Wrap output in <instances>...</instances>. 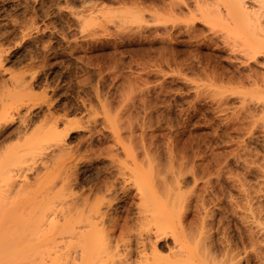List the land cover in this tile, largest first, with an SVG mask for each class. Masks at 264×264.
I'll return each instance as SVG.
<instances>
[{
    "label": "rangeland",
    "instance_id": "1",
    "mask_svg": "<svg viewBox=\"0 0 264 264\" xmlns=\"http://www.w3.org/2000/svg\"><path fill=\"white\" fill-rule=\"evenodd\" d=\"M172 1L174 3L178 2V0H0V61H3L0 63V88L2 87L0 92L7 87L9 89L11 84L8 79L11 74L14 77L17 76V78L21 76L20 80L24 79V83L28 82L31 85L26 84L30 89L23 86L24 89H22L23 92L21 93V89L18 90V94L20 93L21 97L19 95L16 105L22 111L25 104H35V112L31 114V117H33L32 121L35 124L33 126H39L40 123L43 124L45 119H47L48 123L45 126L51 127L54 125V136L57 133L56 138L53 137L54 139L51 142L53 143L52 146L47 150L48 155L45 154V151H41L42 154L40 153V155L36 156L31 164L30 162L28 163L31 166H25L26 170L24 172L20 170L22 172L15 173L17 175L22 174L30 180L33 186L36 185L32 189L34 191L33 196L30 194L32 197L29 195L26 199L32 198L31 202L40 203H44L45 200L50 203L55 202V204L54 202L53 204L51 203V205L55 206L52 208L53 211L51 210L50 217L53 221L55 219V225L59 226L55 227L54 232L57 230V233L52 236L53 242L50 245L52 251L55 250L53 252L54 256L52 255L55 264V256H57V264L58 262L59 264L79 262V250H77V247L74 248L72 243L76 242L81 232L82 234L88 233V227L97 238L96 252L100 253L98 257L101 256V259H106L101 260L100 264L104 262L108 264H144V261L141 260L142 253L144 252V256L147 255L148 261H152L153 257L151 254H155L152 251L153 249L158 251H156V255H158H154V258L157 261L159 259V261L156 263L153 261V263L147 262L148 264H163L164 261L173 259L170 258V254L172 255L171 252H175L176 249L181 251H177L178 253L180 252L184 255L181 261L183 264H224V260H227L225 264H264V177H257L255 170L252 169L255 167L254 163L250 165L253 159H256V156H252L255 155L254 152H259L257 157L260 158L264 155V133L261 134L262 132L259 131L261 129H258L252 135L249 134L251 135L249 138V135L242 133L244 131L241 130L242 128L239 129L241 131L236 129L238 132L232 129H230L231 131L227 130L225 128L227 120L224 115H227L230 111L226 110V114L224 111L218 113L220 111L217 112L213 104H211V99L204 96L195 97L196 101L194 95H192L194 91L191 88L189 89L188 86H190V83L197 75H193L188 70L192 76L188 75L187 72H185L187 75L184 74L180 68L181 65L180 67L179 64L176 66L177 62L175 64V61H177L178 57L181 60L188 56L189 53L196 50L198 44L200 49H197L200 51L198 52L197 50V52L203 56H200L202 59L204 58L202 61L207 60V66H211L210 68L215 66L214 68L218 67V69L233 71L237 66L246 68L245 64L240 63L241 53L237 50H229L231 45L227 46V41L230 38L227 39L224 35H226L225 32L229 33V31L220 28L221 26L216 27V23H211V26V24L198 17L194 18V23L192 22L193 20L189 19L190 21H188V15H183L186 14L185 12L177 11L174 3L170 6ZM191 1L193 0H188L187 2ZM133 4L135 7L137 6L135 4H138L137 7L140 6L143 10L142 12H144H140L142 15H140L141 21H138V12H134L136 17L133 15V8H135H131ZM190 4H193V2ZM108 5L109 7H107ZM129 7L138 22L134 20L131 23L132 19H135L131 18V21L128 20V23L130 21L131 24L126 23L127 21L125 24L122 22L125 27L123 25L119 26L120 21L117 22L119 18H115L116 16L112 15V13H108L110 14L109 20L108 18L106 19L108 14L104 15L107 13H104L105 10L116 13L117 11L122 12L123 9ZM140 7L139 9L137 8L138 11L141 9ZM183 10L186 11L185 9ZM118 12L116 14L120 13ZM153 12H156L154 13L156 16L152 14ZM148 13L153 16V19H148ZM167 13H170L169 16ZM111 15L114 21L110 18ZM183 16H186L187 19ZM187 22L193 23V30H196L194 33L196 38L191 37L195 40L189 35L187 36V32L185 33V30L181 29L182 32L179 30L181 34L178 33L176 35L182 40L174 39V41H177L176 43L173 38L172 41L174 43L168 41L167 37H169V40H171V37L165 32V34L163 33L164 35L161 31L156 32L160 34L158 35L159 40L158 37L154 36L156 33L150 31L154 25L159 27L166 25L169 28L175 25L176 27L174 26L173 29H177L184 27L183 25ZM149 28L151 29L149 30ZM149 33L152 34L150 35ZM148 35H150V38ZM151 36L155 37V39H152ZM187 37L192 40L187 39ZM178 41H183L184 43H179ZM194 41H198L197 44ZM223 43H226V45ZM169 45H174L175 48L166 50ZM174 50L177 51L174 52ZM158 51L160 52L159 55L167 53L165 55L170 57L167 58L163 55L164 57L160 60L159 57L162 56L158 55ZM163 51L166 52L163 53ZM194 52L197 53L196 51ZM195 53H192V55ZM171 54H177V59L175 55L171 56ZM173 56L175 58H172ZM189 57L190 55L187 59ZM165 58L167 59L163 60ZM170 58L171 61L176 60L172 63ZM120 59L123 60V63L118 62ZM179 60L178 63L180 62ZM259 60L258 65L254 64L256 69L253 66L251 67L252 69L263 70L262 57ZM183 61L186 60L183 59ZM251 63L253 64V62ZM128 64L131 68H128ZM182 68L184 69V67ZM185 69L183 71H186ZM4 81L5 83L8 81L6 83L8 86H6ZM160 81L165 89L168 86L166 89L168 92H162L160 98H158L159 101L153 98L152 102L148 104L149 108L145 109L144 107L143 109L142 104L137 100L136 85L139 84L145 88L149 87L148 89L153 93V89L159 88ZM120 82L123 83L121 84ZM125 82L129 88L132 87L131 90L128 87L126 89ZM10 87L12 88V86ZM139 87L138 91L139 89L142 90ZM133 91L137 96L130 95L131 93L134 94ZM124 92H130V94H125ZM173 92H176L175 95L182 94V98L176 96V99H172L173 97L169 95L174 94ZM125 95L128 96L130 101ZM35 96H37V99ZM39 98L42 99L40 100ZM49 100L50 102H48ZM213 109L214 111H212ZM111 113L114 114L112 115ZM223 117L225 120H222L224 119ZM71 119L77 120L72 122ZM17 121L18 118L14 116V120L10 122L8 129L11 128L10 130H12L14 128L13 130L17 131L19 126H21L19 121ZM70 122L72 123V128L69 126ZM16 127H18L17 130L15 129ZM63 129L66 131L62 132ZM14 131H10L9 135L10 133L13 135ZM244 134L246 137H242ZM240 137L241 139H239ZM13 139L11 138L9 141ZM246 139L248 140L246 141ZM14 142L12 141L11 143ZM243 145L246 147L249 145L248 152L250 151L249 153L252 155L248 154L246 147L244 149ZM246 154L250 156L249 158H253L250 159V163H248L249 161L247 162L249 158ZM122 156H125V158ZM243 156L246 158H243ZM138 160H141L142 163ZM169 160H172L171 164ZM120 161L125 164H121ZM246 163L252 166L251 169H248L250 167L245 169V166H248ZM168 164L171 166H168ZM132 170L134 175L130 173ZM245 170L249 173L245 172ZM37 172L40 174L38 177L34 175ZM243 172L248 175L245 174V176ZM138 174H141L140 176L142 177L146 175L145 177L149 178L152 183L150 184L153 186L152 191L157 192L158 200H163V196L160 194L164 191V186L167 185L172 190H176L172 191L169 187L167 188L171 190L170 193L173 192L170 194L171 196L175 197L174 195H176L174 213L171 214L170 219L166 222L168 230L166 229L165 231L167 232H162L159 235L155 234V230L154 232L152 231L155 226H150L151 223L153 224V222H150L152 219L146 221L147 218L145 217L147 215L150 216L151 212L148 213V211L146 214L141 209V207H144L140 202V191L137 188V184L134 183L135 179H133L134 176L137 178ZM22 175L16 176L15 179L22 180L24 178H22ZM35 176L40 179L41 183L39 181L34 182ZM96 200L98 201L97 203ZM65 220L68 223L69 221L74 222L71 228L73 226V229L75 228V231H73H78L77 234L74 233L71 236L68 233H60L61 229L66 225ZM90 220H92L93 224H90ZM63 224L64 226L62 227ZM148 225L151 229H149ZM144 227H146L147 231ZM74 235L76 236L75 241L73 240L75 239ZM70 241L72 242L71 246L69 245ZM102 241H105L104 244H102ZM53 245L55 246L53 247ZM103 246L105 247L103 248ZM205 249L208 250V253ZM73 250L75 251L73 252ZM104 250H106V254ZM199 250L202 251L200 252ZM109 252H111V256H109ZM178 253L176 255L180 254ZM58 255H60L59 259ZM149 256L152 260H149ZM157 257L159 258L157 259ZM179 257L181 258V255ZM108 258L110 259L108 260ZM112 258L114 259L112 260ZM90 263L91 261L88 264Z\"/></svg>",
    "mask_w": 264,
    "mask_h": 264
},
{
    "label": "bare ground",
    "instance_id": "2",
    "mask_svg": "<svg viewBox=\"0 0 264 264\" xmlns=\"http://www.w3.org/2000/svg\"><path fill=\"white\" fill-rule=\"evenodd\" d=\"M121 1V0H120ZM126 1V0H125ZM133 1V0H132ZM188 0H178L177 3H174L173 1L170 2V6L173 5H176L177 7V11L179 12H185L186 14H183V15H188V21L190 20H193L192 22L194 23L196 17H198L199 19H202L204 21H206V23L208 22V24H211V23H216V27H220L226 31H229V33L225 32L226 35H224V37L227 39L230 38V40L227 41V46H230L231 45V48L229 47V50H232V51H238L239 53H241V62L240 63H243L245 64V67L246 68H239L237 66V68H235V70L233 71H227V70H223V69H218V67L214 68L215 66H212V68L208 67L207 66V60L205 61H202V55L199 54L198 52L200 50L199 47H198V44L197 42L199 41H194L196 42L197 44V47H196V51L198 50V54L195 53L194 51L192 53H195L192 55V53H189L190 50H189V59L188 56H186L185 54V59L186 61H183V59L179 60L180 58L178 57L177 59V56L175 54H171L172 55H175L176 56V59L177 61H175V64L176 66H178L179 64V67L181 65V69H182V72H184V74L187 75H191L189 74V72L193 73V75H197V79L194 78V80L190 83V86H188V88L192 89L193 91V94L194 95V98L195 97H199V96H204L205 98H209L211 99V104H213L214 108L220 112L218 113H221L222 111H230V113H228L227 111V115H224L226 116V125H225V128L227 130H238V131H241V130H244L242 131V133L244 132L247 136L249 134L252 135V133H254L256 130L258 129H261L259 130L260 132H262L261 134L264 133V68L263 70L261 71H258V70H255L256 68L254 67V64H257L259 63V59L262 57V60H263V63H264V0H193L191 2H193V4H190L191 2H187ZM166 2V1H165ZM85 3V2H84ZM115 3V2H114ZM135 3V2H134ZM151 3V2H150ZM102 4V3H101ZM123 4V3H122ZM131 4V2H130ZM84 5V4H82ZM104 6V4H102ZM117 5V4H116ZM119 5V4H118ZM125 5V4H123ZM138 6V4H135ZM142 5V4H141ZM151 5V4H150ZM168 5V4H167ZM183 5V6H182ZM99 6V5H98ZM102 6V7H103ZM121 6V5H120ZM135 7L134 4L132 5L131 8H133V15H135L136 17V14L135 13H139V19L138 21H141V13L143 10L142 8L138 11L139 7ZM161 6V5H160ZM169 6V5H168ZM169 6V7H170ZM106 7V6H105ZM109 7V5L107 6ZM128 7V6H127ZM149 7V6H148ZM173 7V6H172ZM71 8V7H70ZM117 8V7H115ZM131 8H126V9H123V11H117L119 14H116L114 12H109L108 10H105V13L104 15H107L108 13H112V15L116 16L115 18H119L117 20V22H119V26L120 25H123L126 23H128V20H130L131 18H135L133 15H132V12H131ZM138 8V9H137ZM151 8V7H150ZM160 8V7H159ZM162 8V7H161ZM168 8V7H167ZM174 8V7H173ZM100 9V7H99ZM103 9V8H102ZM107 9V8H106ZM110 9V8H109ZM119 9V7H118ZM129 9V10H128ZM163 9V8H162ZM165 9V8H164ZM172 9V8H171ZM183 9H185L186 11H184ZM86 10V9H85ZM111 10V9H110ZM117 10V9H116ZM125 10V11H124ZM166 10V9H165ZM169 10V9H168ZM167 10V11H168ZM98 11V9H97ZM156 11V10H155ZM171 11V10H170ZM175 10V12H177ZM135 12V13H134ZM157 13H159L158 11H156ZM156 12H153L152 14L156 13ZM178 12V13H179ZM69 13V12H68ZM71 13V12H70ZM114 13V14H113ZM144 13V12H142ZM162 13V12H161ZM171 13H173V11H171ZM150 13H148L149 15ZM168 14V13H167ZM170 14V13H169ZM168 14V16H169ZM174 14V13H173ZM91 15V14H90ZM93 15V14H92ZM103 15V17H104ZM111 15L110 18H112L113 16ZM141 15V16H140ZM147 15V14H146ZM166 15V14H165ZM84 16V15H83ZM89 16V15H88ZM109 16L110 14H108V17L106 16V19L108 18L109 20ZM151 15H149L150 17ZM154 16H156L154 14ZM171 16V15H170ZM85 17V16H84ZM87 17V16H86ZM99 17V16H98ZM148 19H153V16H151V18ZM183 17H186V16H183ZM100 18V17H99ZM105 18V17H104ZM94 19V18H93ZM137 18L135 19H132L131 23L134 22V20L136 21ZM177 19V17H176ZM187 19V17H186ZM185 19V20H186ZM190 19V20H189ZM82 20V19H81ZM85 20V19H84ZM83 20V21H84ZM184 20V21H185ZM101 21V20H100ZM112 21H114V19L112 18ZM116 21V20H115ZM129 21V23H130ZM136 21V22H138ZM153 21V20H152ZM172 21V20H171ZM89 22V20H88ZM99 22V21H98ZM122 22H124L122 24ZM135 22V23H136ZM150 22V21H149ZM186 23L184 24L183 26L184 27H179L177 29H173V27L175 25H173L172 28H169V26L166 27V25H163V27H159L158 25L155 26L151 29L149 28L150 31H153V32H157V31H161L162 34L165 32L167 35H169L171 37V40H169V37H167L165 35V37H167V40L168 41H172V38H173V41L174 39L175 40H179L180 38L177 36L178 33H180L181 30H185L184 32L187 34V36L189 35L190 37L193 36L195 37L196 34L195 31L196 30H193L194 29V26H193V23ZM78 23V22H77ZM90 23V22H89ZM108 23V22H106ZM111 23V22H110ZM128 23V24H129ZM130 23V24H131ZM104 24V23H103ZM112 24V23H111ZM118 24V23H117ZM127 24V25H128ZM157 24V23H156ZM161 24V23H160ZM179 24V23H178ZM93 25V24H92ZM109 25V24H108ZM113 25V24H112ZM101 26V25H99ZM103 26V25H102ZM125 27V25H123ZM161 26V25H160ZM165 26V27H164ZM178 26V25H177ZM212 26V24H211ZM73 27V26H72ZM114 27V26H113ZM118 27V25H117ZM147 27V26H146ZM176 27V26H175ZM119 28V27H118ZM121 28V27H120ZM127 28V26H126ZM125 28V29H126ZM141 28V27H140ZM124 29V31H125ZM129 29V28H127ZM181 29V30H180ZM80 30V29H79ZM91 30V29H90ZM106 30V29H105ZM134 30V29H133ZM180 30V31H179ZM141 31V30H140ZM143 31V30H142ZM149 31V32H150ZM92 32V31H91ZM103 32V31H102ZM122 32V31H121ZM138 32V31H137ZM182 32V31H181ZM215 32H218V31H215ZM80 33V31H79ZM100 33V32H99ZM104 33V32H103ZM106 33V32H105ZM120 33V32H119ZM139 33V32H138ZM144 33V32H143ZM164 33V34H165ZM184 33V34H185ZM202 33V32H200ZM224 33V34H225ZM98 34V33H97ZM108 34V33H107ZM114 34V33H113ZM141 34V33H140ZM150 34V33H149ZM152 34V33H151ZM150 34V35H151ZM161 34V35H162ZM163 34V35H164ZM177 34V35H176ZM89 35V34H88ZM119 35V34H118ZM136 35V34H135ZM139 35V34H137ZM150 35L149 38H150ZM154 35V34H153ZM158 35H160L159 33L155 34L154 36L157 38ZM213 35V34H212ZM108 36V35H107ZM125 36V35H124ZM130 36V35H129ZM222 36V34H221ZM73 37V36H72ZM77 37V36H76ZM121 37V36H120ZM152 37V36H151ZM155 37H152V39ZM128 38V37H127ZM141 38V37H140ZM192 38V37H191ZM196 38V37H195ZM224 38V39H225ZM129 39H131L129 37ZM138 39V38H137ZM151 39V40H152ZM158 39L160 40V38L158 37ZM164 39V37H163ZM187 39H190L189 37H187ZM194 39V38H192ZM190 39V40H192ZM64 40V39H63ZM74 40V39H73ZM119 40V39H118ZM128 40V39H127ZM162 40V39H161ZM182 40V39H180ZM195 40V39H194ZM154 41V40H153ZM156 41V40H155ZM166 41V40H165ZM172 41V42H173ZM202 41V40H201ZM167 42V41H166ZM175 43L177 41H174ZM173 42V43H174ZM179 42V41H178ZM182 43H184L183 41H181ZM179 42V43H181ZM190 42V41H189ZM2 43V42H1ZM151 43H154V42H151ZM150 43V44H151ZM156 43V42H155ZM173 43H170V44H173ZM222 43V42H221ZM169 44V42H168ZM191 44V43H190ZM195 44V45H196ZM224 44V43H223ZM226 45V43L224 44ZM154 46V45H153ZM170 46V45H169ZM168 46V48H164L166 50H171V49H174L175 46L174 45H171L170 47ZM174 46V47H173ZM149 47V46H148ZM172 47V48H171ZM182 47V46H181ZM152 48V46H151ZM198 48V49H197ZM237 48V49H236ZM235 49V50H234ZM173 51V50H172ZM171 51V52H172ZM177 50H174V52H176ZM149 52V51H148ZM162 52V51H161ZM166 51H163V53H165ZM237 52V53H238ZM120 53V52H119ZM122 53V52H121ZM158 55H159V51L157 52ZM173 53V52H172ZM233 53V52H232ZM162 54V53H161ZM167 54V53H165ZM165 54H162V55H159V56H162V57H159L160 60H162V58L164 57L163 55ZM120 55V54H119ZM118 55V56H119ZM123 55V54H122ZM150 55V54H149ZM157 55V56H158ZM170 55V53H169ZM239 55V56H240ZM121 56V55H120ZM156 56V57H157ZM202 56V57H200ZM4 57V56H3ZM33 57V56H32ZM122 57V56H121ZM165 57H170L168 55H165ZM231 57V56H230ZM230 57H229V60H230ZM167 58L163 59V60H166ZM172 58H175L174 56ZM235 58V57H234ZM32 59V58H31ZM119 59V58H118ZM123 59V58H122ZM154 59V57H153ZM174 59V60H176ZM142 60V59H141ZM173 60V59H172ZM171 61V58H170V62H174ZM178 60L181 62L178 63ZM209 60V59H208ZM123 60L120 59V61H118L119 63H123L122 62ZM136 61V60H135ZM169 61V60H167ZM166 61V63H167ZM233 61V60H232ZM3 62V61H2ZM0 61V63H2ZM147 62V61H146ZM159 62V61H158ZM168 62V63H170ZM253 62V64L251 63ZM262 62V61H261ZM139 63V62H138ZM137 63V64H138ZM143 63V62H142ZM149 63V62H148ZM151 63V62H150ZM196 63V64H195ZM117 64V62H116ZM132 64V63H131ZM136 64V65H137ZM120 65V64H119ZM117 65V66H119ZM127 65V64H126ZM158 65V64H157ZM156 65V66H157ZM162 65V64H161ZM258 65V64H257ZM115 66V65H114ZM129 66V64H128ZM139 66V65H138ZM254 67L253 69L251 67ZM121 67V65H120ZM124 67V66H123ZM126 67V66H125ZM184 67H187L185 70L186 71H183L184 69L182 68ZM264 67V66H263ZM128 68H131L130 66ZM133 68V67H132ZM179 68V69H180ZM119 69V67H118ZM123 69V68H122ZM138 69V68H137ZM180 69V70H181ZM121 70V69H120ZM142 70V69H141ZM189 72H188V71ZM222 70V71H221ZM30 71V70H29ZM37 71V70H36ZM124 71V70H123ZM131 71V70H130ZM143 71V70H142ZM141 71V72H142ZM159 71V70H157ZM174 71H175V68H174ZM227 71V72H226ZM32 72V71H31ZM156 72V70H155ZM187 72V73H185ZM13 73V72H12ZM15 73V72H14ZM131 73V72H130ZM150 73V72H149ZM158 73V72H157ZM35 74V73H34ZM137 74V73H136ZM121 75V74H120ZM113 76V75H112ZM117 76V75H116ZM127 76H130V75H127ZM140 76V75H139ZM192 76V75H191ZM201 78H199V77ZM19 78H17V76H13V74H11L9 76V79L8 81L10 82V86H12V88L9 86V89L8 87L5 88V90L2 89V91L0 92V264H55L54 263V254L53 252L55 251H52V247L50 246L51 243L53 242V238L52 236L54 235V233H57V230L54 232L55 230V227H59L58 225H55L56 223H54V221L50 218L51 217V210L52 208H54L53 206L55 205H51V203L53 204V202H49L48 200H45L44 203H40V202H31V199H26L27 197H29V195L31 194L33 196V188L36 186L30 182V180L26 177H24L22 174V180H16L15 177H19L21 176L20 174L17 175L18 173L22 172L20 170H26L25 169V166L29 167V165L31 164V162H33L36 158V156L40 155L41 151H45V154L48 155V152L47 150L50 149V147L52 146L53 143H51L53 141V137H55L57 135L54 136L55 132H53V129H54V125L53 126H45V124L48 123L47 119H45V122L43 124L40 123L39 126H33L34 122L32 121L33 117H31V114H34L33 112L34 111V106L35 104L33 105V103L30 105V104H25L23 106V109L21 111L20 107H18L16 104L18 102V98H19V95L22 91L23 86L24 87H28L27 85L29 84L28 82L27 83H24V79L20 80V77L21 76H18ZM124 77V76H122ZM126 77V76H125ZM133 77V76H132ZM164 77V76H163ZM182 77V76H181ZM31 78V77H30ZM29 78V79H30ZM99 78V77H98ZM115 78V77H114ZM117 78V77H116ZM131 78V77H130ZM136 78V77H134ZM141 78V77H140ZM199 78V79H198ZM6 79V78H5ZM20 81H18V80ZM28 79V80H29ZM112 79V78H111ZM125 79V78H124ZM128 80H130L129 78H127ZM137 79V78H136ZM136 79H135V82H136ZM185 79V78H184ZM32 80V79H31ZM30 80V81H31ZM114 80V79H113ZM112 80V81H113ZM122 80V79H121ZM147 80V79H146ZM165 80V79H164ZM196 80V82H194ZM198 80V81H197ZM7 81V82H8ZM29 81V82H30ZM142 81V80H141ZM145 81V79H144ZM169 81V80H168ZM2 82V81H1ZM6 82V83H7ZM131 82V80H130ZM148 82V81H147ZM5 83V81H4ZM3 83V84H4ZM5 83V84H6ZM32 83V81H31ZM43 83V82H42ZM121 83V82H120ZM119 83V84H120ZM123 83V82H122ZM121 83V84H122ZM126 83V82H125ZM137 83H139L137 81ZM143 83V82H142ZM163 83V81H162ZM165 83V82H164ZM5 84H4V87H5ZM27 84V85H26ZM33 84V83H32ZM129 84V83H128ZM133 84V83H132ZM148 84V83H147ZM2 85V84H1ZM26 85V86H25ZM31 84H29L30 86ZM125 85V84H124ZM123 85V86H124ZM131 85V84H130ZM139 85V84H138ZM136 85L137 88L135 90V88H133V90H135V92L138 94V96L136 95V93L134 92L130 94V92H127L129 93L130 95H135L137 96V100L140 104H142L141 106L145 107V109L149 106L148 104L152 102V99L154 98L155 100L158 98H160L162 92H168L167 87L165 89V87H163V84L161 85V81H160V84H159V88H155L153 89V93H151L152 91H150L147 87V90L145 87H141V85ZM155 85V84H154ZM161 85V86H160ZM186 85V84H185ZM6 86H8V84H6ZM133 86V85H132ZM134 86H135V83H134ZM135 86V87H136ZM146 86V85H145ZM153 86V85H152ZM156 86V85H155ZM153 86V87H155ZM3 87V88H4ZM47 87V86H45ZM122 87V86H121ZM127 83H126V89L127 88ZM138 87L141 88L142 90L139 89L138 91ZM2 88V87H1ZM0 88V89H1ZM132 88V87H131ZM131 88H129L131 90ZM21 89V90H20ZM28 89H30V87H28ZM27 89V90H28ZM44 89V88H43ZM48 89V88H47ZM165 89V91H163ZM169 89V88H168ZM173 89V88H172ZM18 90H20V93L18 94ZM26 90V91H27ZM123 90V88H122ZM178 90V89H177ZM25 91V90H24ZM125 91V89H124ZM141 91V92H140ZM46 92V91H45ZM139 92V93H138ZM172 92V91H171ZM180 92V91H179ZM29 93V92H28ZM32 93V92H30ZM44 93V92H43ZM96 93V92H95ZM125 93V92H124ZM123 93V94H124ZM125 93V94H127ZM174 93V92H173ZM176 93V92H175ZM172 94V95H169L170 97H173L172 99H176L177 97L176 96H180L182 94H179V95H175ZM178 93V92H177ZM182 93V92H181ZM25 94V93H24ZM166 94V93H165ZM29 95V94H28ZM31 95V94H30ZM44 95V94H43ZM96 95V94H95ZM34 96V95H32ZM46 96V95H45ZM97 96H99L97 94ZM126 96V95H125ZM168 96V95H167ZM21 97V95H20ZM36 99H37V96H35ZM39 97V96H38ZM95 97V96H94ZM127 99H128V96H126ZM125 97V99H126ZM166 97V96H165ZM27 98V97H26ZM33 98V97H32ZM122 98V97H121ZM134 98V97H133ZM163 98V97H162ZM161 98V99H162ZM182 98V97H181ZM184 98V97H183ZM28 99V98H27ZM35 99V100H36ZM40 99V98H39ZM42 99V98H41ZM40 99V100H41ZM105 99V98H104ZM124 99V97H123ZM188 99V98H187ZM196 99V98H195ZM34 100V101H35ZM98 100V99H97ZM129 100V99H128ZM154 100V102H155ZM37 101V100H36ZM35 101V102H36ZM81 101V100H80ZM130 101V100H129ZM159 101V100H158ZM197 101V99H196ZM22 102V101H21ZM42 102V101H40ZM50 102V100L48 101ZM104 102V101H103ZM126 102V101H125ZM128 102V101H127ZM163 102V101H162ZM176 102V100H175ZM188 102V101H187ZM206 102V101H205ZM44 103V102H43ZM84 103V102H83ZM122 103V102H120ZM161 103V101H160ZM47 104V103H46ZM52 104V103H51ZM51 104H49L51 106ZM103 104V103H102ZM124 104V103H123ZM139 104V105H140ZM165 104V103H164ZM33 105V106H32ZM106 105V104H105ZM194 105V104H193ZM208 105V104H207ZM20 106V104H19ZM21 106V107H22ZM107 106V105H106ZM177 106V105H176ZM49 107V106H48ZM125 107V106H124ZM128 107V106H127ZM138 107V106H137ZM232 107V108H230ZM117 108V106H116ZM149 108V107H148ZM209 108V107H208ZM98 109V108H97ZM109 109V108H107ZM167 109V107H166ZM189 109V108H188ZM116 110V109H115ZM160 110V109H159ZM108 111V110H107ZM113 111V110H112ZM121 111V110H120ZM166 111V110H165ZM182 111V110H180ZM214 111V109L212 110ZM86 112V111H85ZM92 112V111H91ZM106 112V110H105ZM109 112V111H108ZM115 112V111H114ZM159 112V111H157ZM223 112V113H224ZM23 113V114H22ZM83 113V112H82ZM45 114V113H44ZM107 114V112H106ZM112 114V113H111ZM114 114V113H113ZM112 114V115H113ZM162 114V113H161ZM226 114V112H225ZM90 115V114H89ZM121 115V114H120ZM159 115V114H158ZM217 115V114H216ZM14 116H16L18 118V121L20 123L21 126H19V129L17 130L18 127H16L15 129L17 131H14L13 129L10 130L8 129V125L11 124L10 122L12 120H14ZM44 116V115H43ZM65 116V115H64ZM107 117V115H105ZM130 116V115H129ZM223 116V115H222ZM48 118V116H46ZM93 117V116H92ZM110 117V116H108ZM134 117V116H133ZM43 118V117H42ZM51 118V117H50ZM59 118V117H58ZM115 118V117H114ZM113 118V119H114ZM135 118V117H134ZM224 118V117H223ZM49 119V118H48ZM67 119V118H66ZM81 119V118H80ZM16 120V119H15ZM50 120V119H49ZM69 120V119H68ZM72 120V119H71ZM73 120H77V119H73ZM72 122H75L73 121ZM110 120V119H109ZM222 120H225L222 119ZM17 121V122H18ZM40 121V120H39ZM43 121V119H42ZM52 121V120H51ZM57 121V120H56ZM64 121V120H62ZM50 122V121H49ZM54 123V121H52ZM115 122V121H114ZM119 122V121H118ZM222 122V121H221ZM56 123V122H55ZM71 123V122H70ZM78 123V122H77ZM75 124V123H74ZM73 124V125H74ZM79 124V123H78ZM112 124V123H111ZM110 124V125H111ZM222 124V123H221ZM19 125V124H18ZM35 125V124H34ZM44 125V126H43ZM65 125V124H64ZM116 125V124H115ZM70 127L72 126V123L69 125ZM128 126V125H127ZM13 127V126H12ZM56 127V125H55ZM112 127V126H111ZM131 127V126H130ZM72 128V127H71ZM242 128V129H241ZM66 129V128H65ZM62 132H64V130ZM128 129V128H127ZM241 129V130H239ZM8 130V132H7ZM14 131L15 133L12 135L10 133L9 135V132L10 131ZM236 130V131H237ZM66 131V130H65ZM69 131V130H68ZM231 131V130H230ZM237 131V132H238ZM113 132V131H112ZM259 132V133H260ZM13 133V132H12ZM133 133V132H132ZM216 133V131H215ZM240 133V132H239ZM245 134L242 136L244 137ZM223 135V134H222ZM233 135V134H232ZM249 135V138L250 136ZM254 135V134H253ZM264 135V134H263ZM230 136V135H229ZM235 136V135H234ZM63 137V136H62ZM223 137V136H222ZM246 137V136H245ZM11 138H14L13 140H10L11 142L12 141H15L14 143H11L9 141V139ZM56 138V137H55ZM231 138V137H230ZM236 138H238L236 136ZM263 138V137H262ZM241 139V137L239 138ZM244 139V138H243ZM242 139V141H243ZM115 140V139H114ZM248 139H246L247 141ZM56 141V140H54ZM232 141V140H230ZM10 142V143H9ZM61 142V141H60ZM116 142V141H115ZM243 143V142H241ZM246 143V142H245ZM240 144V143H239ZM244 144V143H243ZM56 145V143H55ZM54 146V145H53ZM57 146V145H56ZM64 146V145H63ZM240 146V145H239ZM244 146V149H245V145ZM249 146V145H248ZM246 147V150L248 152V149L249 147ZM254 146V145H253ZM61 147V146H59ZM130 148V147H129ZM127 148V149H129ZM60 149V148H59ZM62 149V148H61ZM124 149V147H123ZM135 149V148H134ZM238 149V148H237ZM243 150V149H242ZM245 150V152H246ZM239 151V150H238ZM256 151V150H255ZM258 151V150H257ZM47 152V153H46ZM116 152V151H115ZM137 152V151H136ZM241 152V151H240ZM250 152V151H249ZM248 154H251L249 153ZM130 153V152H129ZM167 153V152H166ZM259 152L255 153V155H252V156H256V159L252 158L253 159V162H251V158H249L250 156H248L249 160L247 159V162L250 163V165L254 163L255 167H253L252 169L255 170V175H257V177H264V155H260V157H257V154ZM42 154V153H41ZM112 154V153H111ZM114 154V153H113ZM120 154V153H119ZM124 154V153H123ZM135 154V153H134ZM170 154V153H169ZM242 154V153H241ZM261 154V153H260ZM115 155V154H114ZM144 155V154H143ZM142 155V156H143ZM146 155V154H145ZM43 156V155H42ZM110 156V155H109ZM116 156V155H115ZM119 156V155H118ZM172 156V155H171ZM169 156V157H171ZM240 156V155H239ZM245 156V154H244ZM243 158H246L244 157ZM259 156V154H258ZM49 157V156H48ZM125 158V156H122ZM121 157V158H122ZM139 157V155H138ZM152 157V156H151ZM235 157V156H234ZM47 158V156H46ZM132 158V157H131ZM140 158V157H139ZM142 159V157H141ZM170 159V158H168ZM114 160V159H112ZM182 160V159H181ZM119 161V160H118ZM124 161V160H123ZM139 161V160H138ZM141 161V160H140ZM139 161V162H140ZM150 161V160H149ZM30 162V164H28ZM121 162V161H120ZM130 162V161H129ZM154 162V161H153ZM160 162V161H159ZM172 160H169V163L171 164ZM246 162V161H245ZM124 163V162H123ZM121 162V164H123ZM142 163V161H141ZM140 163V164H141ZM151 163V162H150ZM168 163V162H167ZM246 163V165L248 166H245V169H247L246 167H250L248 169H251L252 166H249V164ZM257 163V164H256ZM121 164H119V166H121ZM125 164V163H124ZM127 164V163H126ZM147 164V163H146ZM154 164V163H153ZM161 164V163H160ZM170 164H168V166H171ZM245 164V163H244ZM159 165V164H158ZM31 166V165H30ZM118 166V165H117ZM124 166V165H122ZM135 166V165H134ZM173 166V165H172ZM26 167V168H27ZM136 167V166H135ZM146 167V166H145ZM149 167V166H148ZM123 168V167H122ZM135 170V168H133ZM158 169V168H157ZM170 169V167H169ZM205 169V168H204ZM128 170V169H127ZM149 170V169H148ZM181 170V169H180ZM157 171V170H156ZM170 171V170H169ZM244 171V170H243ZM247 170H245L246 172ZM36 172V171H35ZM39 172V171H38ZM38 172L34 175H36L38 177ZM133 170L130 172L132 173ZM179 172V171H177ZM17 173V174H15ZM137 173V171H136ZM135 173V175H136ZM140 173V172H138ZM151 173V172H150ZM244 173V172H243ZM247 173H249L247 171ZM247 173H244L247 174ZM133 174V173H132ZM174 174V173H173ZM178 174V173H177ZM176 174V175H177ZM134 175V174H133ZM141 174H138L137 175V178L133 177V179H135V184H137V188L139 189V194H140V202H141V205L144 207L141 209H143V212L146 213H150V219L149 217H145L147 218L146 221H151L150 222H153V224L151 223V227L152 225L155 226L154 229L152 228V231L154 232L155 230V234L157 233V235H159L160 233L162 234V232H167L165 231L167 228H168V225L166 224V222H168V220L170 219V216L171 214L174 213V210H175V201H176V195H174L175 197L171 196L170 193L172 188H170V186H167L166 184H163V185H166L164 186V191L161 192V189L159 194L162 195V199L163 200H158V196H156L157 192H153L152 191V187L151 186V182L149 180V178H146L144 174L143 177L140 176ZM153 175V174H152ZM179 175V174H178ZM248 175V174H247ZM26 176V175H25ZM35 176V180L34 182H38L40 179L39 178H36ZM43 176V175H42ZM40 176V177H42ZM148 176V175H147ZM174 176V175H173ZM246 176V175H245ZM159 177V176H158ZM169 177V176H168ZM175 177V176H174ZM21 178V177H20ZM156 178V176H155ZM160 178V177H159ZM163 178V177H161ZM177 178V176H176ZM175 178V179H176ZM132 180V178H130ZM157 179V178H156ZM155 179V180H156ZM262 179V178H261ZM67 180V179H66ZM149 180V181H148ZM161 180V179H160ZM171 180V179H170ZM69 181V180H68ZM125 181V180H124ZM129 181V180H128ZM134 181V180H133ZM158 181V180H157ZM194 181V180H193ZM70 182V181H69ZM126 182V181H125ZM131 182V181H130ZM155 182V181H154ZM175 182V180H174ZM257 182V181H256ZM39 183H41V181H39ZM38 183V184H39ZM151 183V184H150ZM163 183H165L163 181ZM37 184V185H38ZM125 184V183H124ZM176 184V183H175ZM240 184V183H239ZM261 184V183H260ZM174 185V183H173ZM48 186V185H47ZM134 186V185H133ZM49 187V186H48ZM108 187V186H107ZM114 187V186H113ZM156 187V186H155ZM169 187V189L171 190H168L167 188ZM177 187V186H176ZM243 187V186H242ZM244 188V187H243ZM47 189V188H46ZM110 189V188H109ZM241 189V188H240ZM261 190V189H260ZM48 191V190H47ZM158 191V190H157ZM172 191H176L175 189L172 190ZM257 191V190H256ZM264 191V190H263ZM138 192V191H137ZM258 193V192H257ZM14 197H13V195ZM42 194V193H41ZM46 194V192H45ZM49 194V193H48ZM176 194V193H175ZM183 194V193H182ZM11 195V196H10ZM30 195V196H31ZM44 195V193H43ZM31 196V197H32ZM37 196V195H36ZM42 196V195H41ZM138 196V195H137ZM180 196V195H179ZM182 196V195H181ZM13 197V198H12ZM40 197V196H39ZM44 197V196H42ZM49 197V196H48ZM78 197V196H77ZM139 197V196H138ZM173 197V198H172ZM11 198V199H10ZM23 199H26V200H23ZM88 199V198H87ZM42 200V199H41ZM254 200V199H253ZM36 201V200H35ZM38 201V200H37ZM73 201V200H72ZM84 201V200H83ZM93 202V201H92ZM98 201L96 200V203ZM186 202V200H185ZM85 203V202H84ZM95 203V202H94ZM55 204V202H54ZM89 204V203H88ZM101 204V203H100ZM70 205V204H69ZM177 205V204H176ZM71 206H74V205H71ZM94 206V205H93ZM92 206V207H93ZM147 206V207H146ZM204 206V205H203ZM76 207V205H75ZM84 207V206H83ZM149 207V208H148ZM56 208V207H55ZM108 209V208H107ZM140 209V208H139ZM189 209V208H188ZM262 209V208H261ZM70 208L68 209V212H69ZM83 210V209H82ZM86 210V209H85ZM95 210V209H94ZM98 210V208H97ZM177 210V209H176ZM205 210V209H204ZM203 210V211H204ZM248 210V209H247ZM53 211V210H52ZM72 211V210H71ZM76 211V209H75ZM74 211V212H75ZM96 211V210H95ZM206 211V210H205ZM255 211V210H254ZM98 212V211H97ZM142 212V213H143ZM72 213V212H71ZM85 213V212H84ZM88 213V212H87ZM143 213V214H144ZM183 213V212H182ZM194 213V212H193ZM79 214V213H78ZM90 214V212H89ZM147 214V213H146ZM145 214V215H146ZM91 215V214H90ZM176 215V214H175ZM243 215V214H242ZM253 215V214H252ZM66 216V215H65ZM69 216V215H68ZM87 216V215H86ZM99 216V215H98ZM85 217V216H84ZM255 217V216H254ZM67 218V217H66ZM73 218V217H72ZM75 218V217H74ZM83 218V217H82ZM181 218V217H180ZM244 218V217H243ZM70 219V218H69ZM68 220V218H67ZM75 220V219H74ZM89 220V219H87ZM221 220V219H220ZM251 220V219H250ZM66 221V220H65ZM64 221V222H65ZM77 221V220H76ZM189 221V220H187ZM63 222V223H64ZM82 222V221H80ZM90 224H93L92 223V220H90ZM182 222V221H181ZM180 222V223H181ZM256 222V221H255ZM261 222V221H260ZM264 222V221H263ZM59 223V222H58ZM66 223V225L64 226V224ZM62 227L64 226V228H60L61 229V232L60 233H68L69 235L72 236V234H77V232H74L75 231V228L73 229V226L71 228V225H74L72 222L69 221V223L66 221ZM68 223V224H67ZM247 223V222H246ZM125 224V223H124ZM149 224V223H148ZM182 224V223H181ZM256 224V223H255ZM260 224V223H259ZM183 225V224H182ZM181 225V226H182ZM262 225V224H261ZM89 226V225H87ZM149 226V225H148ZM149 226V229H151V227ZM250 226V225H249ZM79 227V225H78ZM77 227V228H78ZM190 227V226H189ZM91 228H93L91 226ZM123 228V227H122ZM142 228V227H141ZM146 227H144L145 229ZM57 229V228H56ZM59 229V228H58ZM83 229V228H82ZM140 229V228H139ZM186 229V228H185ZM74 230V231H73ZM87 230V229H86ZM84 230V231H86ZM146 230V229H145ZM168 230V229H167ZM219 230V229H218ZM73 231V233H72ZM89 231L88 233L85 232V234H81L78 235L77 237V240H76V236L74 235V238L73 239L74 241L76 240V242L72 243L70 241L69 245L72 243V246L75 248L77 247L76 249L79 250L78 253H80V260L79 262H73L74 259L71 257V259H73V264H88L89 261H91L90 264H100L99 262H101V260H106V259H101V256L98 257V254L96 252V236L94 234L93 231H90L89 230V227H88V230ZM147 231V230H146ZM150 232V230H148ZM245 231V230H244ZM263 231V230H262ZM121 232V231H120ZM99 233V232H98ZM123 233V232H122ZM128 233V231H127ZM154 234V235H155ZM172 234V233H170ZM241 234V233H240ZM255 234V233H254ZM253 234V235H254ZM68 235V236H69ZM250 235V234H249ZM61 236V235H60ZM65 236V235H64ZM156 236V235H155ZM166 236V235H165ZM187 236V235H186ZM67 237V236H66ZM70 237V236H69ZM68 237V238H69ZM98 237V235H97ZM143 237V236H142ZM158 237V236H157ZM156 237V238H157ZM191 237V236H190ZM254 237V236H253ZM72 238V237H71ZM100 239V238H99ZM259 239V238H258ZM190 240V239H189ZM193 240V239H192ZM65 241V240H64ZM63 241V242H64ZM103 242V241H102ZM105 242V241H104ZM104 242L102 244H104ZM241 242V241H240ZM149 243V242H148ZM226 243V242H225ZM260 243V242H259ZM65 244V243H64ZM106 244V243H105ZM176 244V243H175ZM192 245V244H191ZM199 245V244H198ZM197 245V246H198ZM55 245H53L54 247ZM71 246V245H70ZM100 246H101V243H100ZM143 246V244H142ZM62 247V246H61ZM60 247V248H61ZM105 246H103L104 248ZM176 248H178L176 245H175ZM173 247V248H175ZM63 248V247H62ZM65 248V247H64ZM66 248H67V245H66ZM73 248V249H74ZM142 248V247H141ZM156 248V247H155ZM170 248V247H169ZM199 248V247H198ZM58 249V248H57ZM100 249V248H99ZM151 249V248H150ZM211 249V248H210ZM63 250V249H62ZM67 250V249H66ZM206 250V249H205ZM215 250V249H214ZM52 251V252H51ZM75 250H73L74 252ZM105 251V254H106V250ZM103 251V253H104ZM107 251H110V250H107ZM152 251L155 252V256L156 255V251L153 249ZM151 251V253H152ZM177 251H180V250H177L174 252H171L172 255L170 254V258H173V259H168L166 261H164L163 264H181L182 262V257L184 256L183 254H180L177 252ZM187 251V250H186ZM200 251V250H199ZM198 251V253H200ZM207 253H208V250H206ZM64 252V251H63ZM158 252V251H157ZM179 255H176L177 253ZM228 252V250H227ZM68 253V252H67ZM70 253V252H69ZM103 253H101V255H103ZM111 252H109L110 254ZM142 253V252H141ZM144 253V252H143ZM142 253V257H141V260H143L144 264H148L147 262H158L159 261V257H157L158 261L154 258V255H152V259L150 257L149 260H152V261H148V258L146 256H144ZM202 253H206V252H202ZM257 253V252H256ZM74 254V253H73ZM104 254V255H105ZM108 254V255H109ZM212 254V253H210ZM53 255V256H52ZM77 255V254H76ZM181 255V258L179 257ZM59 256L58 255V259H59ZM111 256V254L109 255ZM201 256V255H200ZM231 256V255H230ZM57 256H55V259L57 260L56 258ZM62 257V255H61ZM65 257H66V253H65ZM111 258V257H110ZM108 258V260L110 259ZM115 258V257H114ZM112 258V260L114 259ZM140 258V257H139ZM169 258V257H168ZM180 258V259H179ZM202 258V257H201ZM209 258V257H208ZM215 258V257H214ZM229 258V256H228ZM76 259V257H75ZM78 259V258H77ZM155 259V260H154ZM213 259V258H212ZM226 259V258H225ZM233 259V258H232ZM52 260H53V263H52ZM55 260L56 264H57V261ZM165 260V259H164ZM207 260V259H206ZM216 260V259H215ZM231 260V258H230ZM61 261V260H60ZM78 261V260H77ZM115 261V260H114ZM188 261V260H187ZM190 261V260H189ZM208 261V260H207ZM227 261V260H226ZM226 261L224 260V264L226 263ZM235 261V260H234ZM259 261V260H258ZM261 261V260H260ZM65 262V261H64ZM63 262V263H64ZM103 262V261H102ZM111 262V261H109ZM117 262V261H116ZM119 262V261H118ZM152 262V263H153ZM220 262V261H219ZM69 263V262H67ZM112 263V262H111ZM115 263V262H114ZM141 263V261H140ZM151 263V264H152ZM160 263V262H159ZM217 263V262H216ZM222 263V262H221ZM236 263V262H235ZM59 264V262H58ZM65 264V263H64ZM69 264H72L71 262ZM103 264H108L107 262H104ZM110 264V263H109ZM131 264V263H130ZM142 264V263H141ZM150 264V263H149ZM158 264V263H157ZM183 264V263H182ZM231 264V263H230Z\"/></svg>",
    "mask_w": 264,
    "mask_h": 264
}]
</instances>
